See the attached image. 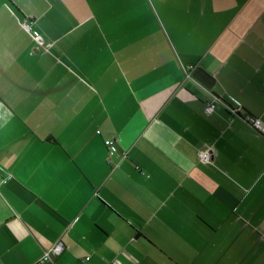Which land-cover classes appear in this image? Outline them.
I'll list each match as a JSON object with an SVG mask.
<instances>
[{"label":"crops","instance_id":"crops-1","mask_svg":"<svg viewBox=\"0 0 264 264\" xmlns=\"http://www.w3.org/2000/svg\"><path fill=\"white\" fill-rule=\"evenodd\" d=\"M248 113L264 122V0H0V264H264Z\"/></svg>","mask_w":264,"mask_h":264},{"label":"built area","instance_id":"built-area-1","mask_svg":"<svg viewBox=\"0 0 264 264\" xmlns=\"http://www.w3.org/2000/svg\"><path fill=\"white\" fill-rule=\"evenodd\" d=\"M33 22L34 21H33L32 17H26L23 20H21V24L23 25V27L27 31L31 32V34H32L33 38L36 40V42L41 47H43L45 50H48L52 44L46 43L43 39V36L40 35L39 33L32 32L33 31ZM188 76L191 77L190 74H188ZM206 89L211 94V99L206 102L205 111L207 114H211V113L216 111V109L218 108L219 102H223L224 99L220 95L214 94L210 88L206 87ZM228 109L230 111V118L229 119L232 121L234 116H236L241 111L242 107L241 106L234 107V106L228 104ZM244 119L246 121H248L253 127L258 129L259 131L264 132V122L262 121V119L260 117H257V116H254V115L248 113L244 116ZM106 141H107V145H108V149H109V154L113 155L117 151V139L116 138H109ZM199 156L203 161L211 162L213 160V151L211 148L201 150L199 153ZM1 171L3 173L2 182L5 183V182H7V178H8L9 173L7 171H5L4 169H1ZM63 248H64V245H63L62 240L60 239V240L56 241L49 249L45 250L41 260L44 262L54 261V258L63 251ZM89 258H90V256L87 257V259H89ZM113 264H123V263L119 260H114Z\"/></svg>","mask_w":264,"mask_h":264},{"label":"water","instance_id":"water-1","mask_svg":"<svg viewBox=\"0 0 264 264\" xmlns=\"http://www.w3.org/2000/svg\"><path fill=\"white\" fill-rule=\"evenodd\" d=\"M192 75L194 78H196L198 81H200L202 84H204L208 88H212L216 83L215 76L212 73L208 72L202 66L196 67L193 70Z\"/></svg>","mask_w":264,"mask_h":264}]
</instances>
